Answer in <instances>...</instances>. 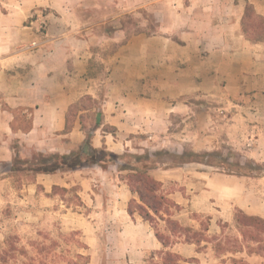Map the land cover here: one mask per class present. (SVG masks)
<instances>
[{"label":"crops","instance_id":"0c3cea01","mask_svg":"<svg viewBox=\"0 0 264 264\" xmlns=\"http://www.w3.org/2000/svg\"><path fill=\"white\" fill-rule=\"evenodd\" d=\"M91 150L119 161L23 186L46 205L63 204L54 189L73 191L64 218L86 264H148L163 250L129 214L140 201L119 167L128 156L164 154L147 176L181 225L208 217L209 234L236 210L264 220V0H0V172ZM184 154L257 169L172 160ZM194 247L169 250L193 257Z\"/></svg>","mask_w":264,"mask_h":264},{"label":"rangeland","instance_id":"374dc122","mask_svg":"<svg viewBox=\"0 0 264 264\" xmlns=\"http://www.w3.org/2000/svg\"><path fill=\"white\" fill-rule=\"evenodd\" d=\"M17 167L21 170L22 163ZM1 169L4 170L7 167L3 166ZM6 171V174L0 172V179L9 178L0 189V248L7 237L17 236L20 238V244L29 250L31 256L35 254L30 246L32 244L39 246L40 249L53 248V255L57 256V259L45 258V262L48 264H81L80 256H83L81 236L78 231L66 228V219L64 218L66 201L73 206L78 203L76 196L71 193L73 191L69 193L62 188L53 190V194L62 200L63 204L36 203L29 192L23 191L24 184L34 178L35 174L22 172V170L18 172ZM23 194L27 198H24ZM135 207L136 205L131 206L132 209ZM171 212L174 219L176 215H180L178 214L180 208L172 209ZM238 212V210L234 212L231 221H217L211 227V232L207 234L210 242L195 245L193 257L179 255L186 260L181 264H264V241L254 245L241 244L244 229L235 221ZM135 215L139 216L137 213ZM211 224L208 217L189 214L182 226L200 231L204 228L209 229ZM151 226L155 232L168 234L165 223L158 221L156 217H154V224ZM220 239L225 242L222 250L217 248V240ZM52 260L53 263L50 262ZM148 264H160V260L157 256H151L148 259Z\"/></svg>","mask_w":264,"mask_h":264},{"label":"trees","instance_id":"16d2710c","mask_svg":"<svg viewBox=\"0 0 264 264\" xmlns=\"http://www.w3.org/2000/svg\"><path fill=\"white\" fill-rule=\"evenodd\" d=\"M166 158L164 154L152 158L149 155L140 157H125L124 162L119 165L121 170L130 171L128 178L129 186L133 193L137 194L140 203L132 201L129 206V214L133 217L135 213L139 215L144 221L154 224V217L158 221H162L166 225L168 234H161L155 232L157 239L163 246V250L154 254L160 260V264H181L186 262L181 256L171 252L169 249L178 243L200 245L208 241V228L194 231L191 228L183 227L172 217V209L178 210V206L160 194V184L153 181L147 176L149 170L156 167L160 160ZM175 163H200L208 166L218 167L226 172L244 173L246 175H254L257 169L252 164H247L244 168L237 162H230L227 157L221 154H184L182 156L172 157ZM119 161L117 157L105 153L104 151L91 150L87 152H77L71 156L66 157H36L32 161L23 162L16 161L10 171L12 172H31L34 174H52L57 171L75 170L80 167L99 165L103 168L110 164H116ZM22 163V169H17L18 165ZM259 169V168H258ZM262 174L261 172L258 173ZM136 205L135 209L131 206ZM235 221L238 225L243 227V241L241 244L245 245L257 244L264 241V220L258 217H249L241 212L236 215ZM262 229H259L261 228ZM217 248L222 250L223 239L217 240ZM20 238L17 236L7 237L3 246L0 248V264H48L45 258L57 256L53 255V248L40 249L34 244L30 245L35 251L33 256L30 255L29 250L20 244ZM229 243V242H228ZM85 249L84 245L82 247ZM44 258V259H43ZM81 264H86L88 258L80 256ZM153 259V258H152ZM53 260L50 261L53 263Z\"/></svg>","mask_w":264,"mask_h":264}]
</instances>
